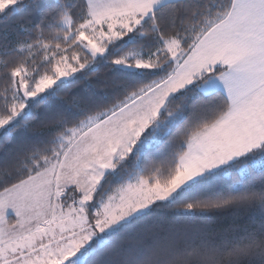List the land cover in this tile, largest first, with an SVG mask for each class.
I'll use <instances>...</instances> for the list:
<instances>
[{
  "label": "snow or ice",
  "instance_id": "snow-or-ice-1",
  "mask_svg": "<svg viewBox=\"0 0 264 264\" xmlns=\"http://www.w3.org/2000/svg\"><path fill=\"white\" fill-rule=\"evenodd\" d=\"M0 264H264V0H0Z\"/></svg>",
  "mask_w": 264,
  "mask_h": 264
}]
</instances>
